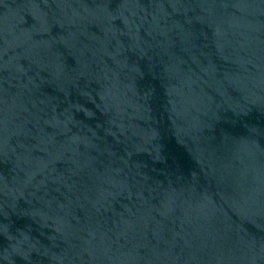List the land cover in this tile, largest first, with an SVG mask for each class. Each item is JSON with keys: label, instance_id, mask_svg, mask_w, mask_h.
Wrapping results in <instances>:
<instances>
[{"label": "water", "instance_id": "1", "mask_svg": "<svg viewBox=\"0 0 264 264\" xmlns=\"http://www.w3.org/2000/svg\"><path fill=\"white\" fill-rule=\"evenodd\" d=\"M0 264H264V0H0Z\"/></svg>", "mask_w": 264, "mask_h": 264}]
</instances>
